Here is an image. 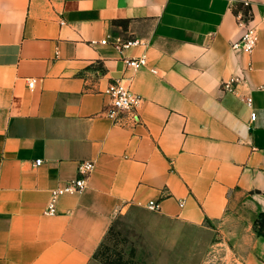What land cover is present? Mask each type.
I'll list each match as a JSON object with an SVG mask.
<instances>
[{"label":"crops","instance_id":"crops-1","mask_svg":"<svg viewBox=\"0 0 264 264\" xmlns=\"http://www.w3.org/2000/svg\"><path fill=\"white\" fill-rule=\"evenodd\" d=\"M118 81L137 125L105 115ZM83 161L87 188L45 216ZM262 213L264 0H0V264H102L115 227L141 264H264Z\"/></svg>","mask_w":264,"mask_h":264},{"label":"built area","instance_id":"built-area-1","mask_svg":"<svg viewBox=\"0 0 264 264\" xmlns=\"http://www.w3.org/2000/svg\"><path fill=\"white\" fill-rule=\"evenodd\" d=\"M247 5V4H246ZM237 20L239 26L244 29V32L237 42L232 45V50L235 52H242L251 54L258 43V29L252 22L251 16H246L243 11L237 13ZM101 44H106L103 40ZM142 42L140 40H129L122 42L118 40L115 43V48L122 54L125 50L132 47L140 46ZM126 64L133 69L146 68L148 66V59L146 55L139 58L124 59ZM236 82V79H232L226 84V88L230 89L231 85ZM34 80H30L29 87L33 88ZM110 98V104L105 110L107 118L111 119L114 124L119 126L125 125H137L140 122L139 108L143 103V98L131 91L130 87L122 81L111 84L105 92ZM248 103L251 99L247 100ZM256 114L253 112L251 120L254 121ZM42 160H37L35 165L39 166ZM95 169V163L91 161H83L78 164L77 173L78 177L69 181L64 186H60L51 191L50 202L44 211L45 216H54L57 213L56 203L57 200L66 194H79L87 188V181L90 178L92 172ZM184 203L181 202L180 206L183 207ZM147 209L151 211H158L160 205L156 201H149Z\"/></svg>","mask_w":264,"mask_h":264},{"label":"rangeland","instance_id":"rangeland-1","mask_svg":"<svg viewBox=\"0 0 264 264\" xmlns=\"http://www.w3.org/2000/svg\"><path fill=\"white\" fill-rule=\"evenodd\" d=\"M243 12L247 17L251 16V12L248 10ZM96 259L102 264H141L134 259V252L130 250L127 235L117 227L109 232L96 254Z\"/></svg>","mask_w":264,"mask_h":264},{"label":"trees","instance_id":"trees-1","mask_svg":"<svg viewBox=\"0 0 264 264\" xmlns=\"http://www.w3.org/2000/svg\"><path fill=\"white\" fill-rule=\"evenodd\" d=\"M255 228L257 232L264 237V213L260 214L259 218L256 220Z\"/></svg>","mask_w":264,"mask_h":264}]
</instances>
